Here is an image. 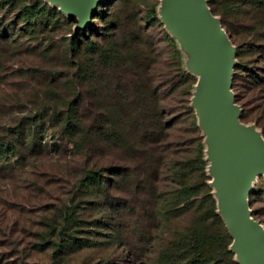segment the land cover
Masks as SVG:
<instances>
[{
  "label": "rangeland",
  "instance_id": "1",
  "mask_svg": "<svg viewBox=\"0 0 264 264\" xmlns=\"http://www.w3.org/2000/svg\"><path fill=\"white\" fill-rule=\"evenodd\" d=\"M204 1L207 5L208 0ZM29 6L43 12V16L31 19L28 31H24L23 11ZM212 15L231 50L228 93L236 129L247 145L264 152V119L256 121L258 91L251 77L255 72L260 74L263 65L245 33L234 25L233 17L225 26L221 14ZM39 21L46 23L41 26ZM117 23H121L123 34L129 28L149 34L155 53L161 55L157 59L169 62L167 69L174 72L161 41L166 33L177 49L181 67L194 78L186 96L199 127L192 137L201 145L207 183L221 213L212 141L196 97L204 71L198 40L191 30L176 26L164 0H96L83 23L74 13L62 10L56 0H0V133L21 116L37 110L33 98L42 88L29 83V70L50 67L51 72L43 71L44 81L53 82L50 94L70 97V90L62 84L76 64L68 51L70 33L80 28L89 40L101 41ZM88 25L90 31L85 29ZM109 77L105 79L110 85ZM37 130L35 140L39 144L35 142L36 146L25 151L22 159L14 162L17 157L4 158L0 153V161L13 162L12 168L0 170V264H152L153 248L161 232L165 237L168 230L160 221L152 220L150 208L144 210L136 203L130 177L115 179L105 169L124 160L113 145L99 142L93 151L81 154L49 123ZM86 168L100 169V184L86 185ZM250 190L246 207L264 236V174L253 176ZM173 224L167 226L170 236Z\"/></svg>",
  "mask_w": 264,
  "mask_h": 264
},
{
  "label": "trees",
  "instance_id": "2",
  "mask_svg": "<svg viewBox=\"0 0 264 264\" xmlns=\"http://www.w3.org/2000/svg\"><path fill=\"white\" fill-rule=\"evenodd\" d=\"M207 6L212 14L223 16L222 25L227 26L233 17L234 25L256 50L263 65L260 74L251 76L258 91L256 121L264 119V0H208ZM23 16V30L28 31L30 20L42 19L43 12L29 6L24 7ZM121 26L114 24L101 41L89 40L80 28L70 33L68 51L76 64L62 80L70 97L50 94L53 82L44 81L43 76V71L51 72L50 67L28 71L29 83L42 88L33 98L37 110L1 129L0 153L4 158L17 157L14 162L22 159L25 151L39 144L35 134L45 123L67 138L76 153L93 151L99 142L111 143L124 160L105 169L115 179H132L136 203L144 210L150 208L152 220L163 223L164 229L170 231L167 226L175 221L171 236L167 231L163 237L161 232L152 264H239L207 183L201 145L192 137L199 127L186 96L194 78L181 67L177 49L166 33L161 41L174 72L167 69L169 62L157 59L161 55L155 53L149 34L128 27L123 34ZM85 29L90 31V25ZM34 75L42 79L36 80ZM107 76H111L110 85ZM14 99L18 100L17 95ZM183 145L191 148L185 150ZM12 163L1 160L0 170L12 168ZM84 172L86 185L100 184V169L86 168ZM251 193L248 190V202Z\"/></svg>",
  "mask_w": 264,
  "mask_h": 264
},
{
  "label": "water",
  "instance_id": "3",
  "mask_svg": "<svg viewBox=\"0 0 264 264\" xmlns=\"http://www.w3.org/2000/svg\"><path fill=\"white\" fill-rule=\"evenodd\" d=\"M62 10L77 14L83 23L96 0H57ZM176 26L192 29L204 66L200 113L206 124L216 163L223 221L242 264H264V236L249 214L245 199L246 173L264 174V152L245 143L236 129L235 111L228 93L231 50L204 0H164Z\"/></svg>",
  "mask_w": 264,
  "mask_h": 264
},
{
  "label": "bare ground",
  "instance_id": "4",
  "mask_svg": "<svg viewBox=\"0 0 264 264\" xmlns=\"http://www.w3.org/2000/svg\"><path fill=\"white\" fill-rule=\"evenodd\" d=\"M57 1V0H56ZM57 3H58V1H57ZM60 5V4H59ZM75 15H77V14H75ZM188 30H191L192 31V29H188ZM203 69H204V66H203ZM202 80H203V75H202V78H201V81H200V83L202 82ZM199 86H200V84H199ZM199 92H200V90H199ZM201 106V105H200ZM202 120H203V117H202ZM214 153V152H213ZM256 174V172H254V171H248L247 173H246V178H247V182H246V187H247V190H249V186H250V184H251V182H252V180H253V176ZM219 200H220V195H219ZM221 213H222V215H223V212H222V208H221ZM237 251V250H236Z\"/></svg>",
  "mask_w": 264,
  "mask_h": 264
}]
</instances>
